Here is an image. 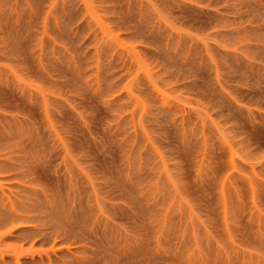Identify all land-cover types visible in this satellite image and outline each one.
<instances>
[{
	"label": "rangeland",
	"instance_id": "374dc122",
	"mask_svg": "<svg viewBox=\"0 0 264 264\" xmlns=\"http://www.w3.org/2000/svg\"><path fill=\"white\" fill-rule=\"evenodd\" d=\"M0 264H264V0H0Z\"/></svg>",
	"mask_w": 264,
	"mask_h": 264
}]
</instances>
